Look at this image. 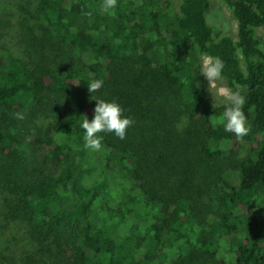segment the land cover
Wrapping results in <instances>:
<instances>
[{
    "label": "trees",
    "instance_id": "1",
    "mask_svg": "<svg viewBox=\"0 0 264 264\" xmlns=\"http://www.w3.org/2000/svg\"><path fill=\"white\" fill-rule=\"evenodd\" d=\"M224 2L236 36L208 23L211 0H181L177 14L169 0L108 13L103 0L9 5L56 44L29 64L0 44V108L13 119L0 123V264H264V0ZM201 56L220 57L246 98L242 142L208 96ZM119 88L134 93L123 115L135 123L124 140L99 134L96 164L82 121L92 95ZM172 91L186 117L174 134L150 114Z\"/></svg>",
    "mask_w": 264,
    "mask_h": 264
},
{
    "label": "rangeland",
    "instance_id": "2",
    "mask_svg": "<svg viewBox=\"0 0 264 264\" xmlns=\"http://www.w3.org/2000/svg\"><path fill=\"white\" fill-rule=\"evenodd\" d=\"M16 0H0V44H4L9 51L16 57L17 59H22L27 61L28 64L31 60L34 62L41 57L42 54V45L48 44L50 48L55 49L52 44H56V39L52 35L46 33L41 28H38L36 24H34L33 20H22L18 18L14 14L10 12L8 9L10 4H14ZM171 9L175 14L179 13L180 2L181 0H169ZM33 2V1H32ZM208 23L211 24L217 30H224L226 32L231 33L232 35H237V23L235 18L232 16V13L228 6L225 4L224 0H211V11L207 15ZM260 33V30H259ZM261 34V33H260ZM207 56L200 57V66L202 70L203 60ZM58 62L63 61V57H56L55 58ZM204 81L207 88V93L210 100L214 103V98L212 97L211 93L208 91L209 82L204 77ZM218 86L226 87L232 91L240 90L231 86L228 81L221 76V79L217 81ZM128 95H133L134 93L125 90L118 89V91H114L115 98L111 100L105 101H115L126 111L127 101L125 97ZM163 97L160 99L162 100L163 105L152 106L150 109V114L152 115V119L157 117L158 113L161 112L164 117L165 127L170 129L171 134H174L175 131H179L186 122V117L184 113V106L182 105V94L177 92H167L162 93ZM241 94V93H240ZM160 100V101H161ZM132 102V101H131ZM147 104L142 100V106ZM227 102L224 98L220 96H216L215 98V105L221 106L226 105ZM136 109H141L136 108ZM135 109V110H136ZM133 110V109H132ZM124 111V112H125ZM37 122L42 125L46 126L47 123L51 120L50 117L46 115L40 116V118H36ZM0 123L2 124H12L13 119L8 115L5 114L2 109L0 108ZM92 162L96 164L101 163L100 153L94 152V156L91 159ZM30 162L26 161V166L29 167ZM96 176L88 173L89 181H93ZM0 205H2V200L0 198ZM19 243H23L21 240ZM200 261V260H199ZM198 261V262H199ZM197 264H213L210 260H202Z\"/></svg>",
    "mask_w": 264,
    "mask_h": 264
},
{
    "label": "clouds",
    "instance_id": "3",
    "mask_svg": "<svg viewBox=\"0 0 264 264\" xmlns=\"http://www.w3.org/2000/svg\"><path fill=\"white\" fill-rule=\"evenodd\" d=\"M117 6V0H103L101 11L108 13ZM91 15V13H88ZM225 63L220 57H206L203 60L201 73L209 82L208 91L212 97L220 96L227 102L222 121L226 132L234 133L238 141H243L244 137L251 132L250 125L247 124V117L243 111L246 98L238 91H232L226 87L218 86L217 81L221 79ZM103 85L102 80H94L88 85L90 93L97 92ZM91 99L97 101L94 109V118L89 120L86 116L82 121V128L85 130L86 149L99 152L102 149L103 137L100 133H115L120 140L126 139L127 129L134 125L135 121L123 115L124 109L115 101H105L99 97ZM213 104V107H214ZM18 118L23 119L22 114ZM211 119V117H210Z\"/></svg>",
    "mask_w": 264,
    "mask_h": 264
}]
</instances>
